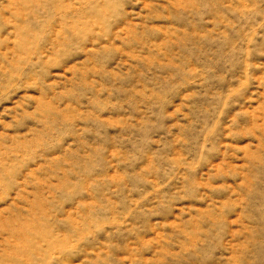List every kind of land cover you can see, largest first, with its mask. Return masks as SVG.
<instances>
[{
  "label": "rangeland",
  "instance_id": "374dc122",
  "mask_svg": "<svg viewBox=\"0 0 264 264\" xmlns=\"http://www.w3.org/2000/svg\"><path fill=\"white\" fill-rule=\"evenodd\" d=\"M0 264H264V0H0Z\"/></svg>",
  "mask_w": 264,
  "mask_h": 264
}]
</instances>
